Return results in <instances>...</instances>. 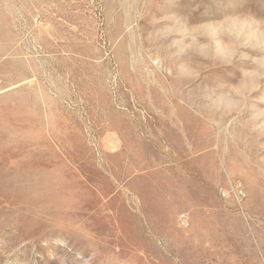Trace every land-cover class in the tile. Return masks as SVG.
Listing matches in <instances>:
<instances>
[{
	"label": "rangeland",
	"instance_id": "obj_1",
	"mask_svg": "<svg viewBox=\"0 0 264 264\" xmlns=\"http://www.w3.org/2000/svg\"><path fill=\"white\" fill-rule=\"evenodd\" d=\"M0 264H264V0H0Z\"/></svg>",
	"mask_w": 264,
	"mask_h": 264
},
{
	"label": "built area",
	"instance_id": "obj_2",
	"mask_svg": "<svg viewBox=\"0 0 264 264\" xmlns=\"http://www.w3.org/2000/svg\"><path fill=\"white\" fill-rule=\"evenodd\" d=\"M232 186V185H231ZM238 186L236 187H231L230 189L237 195V193H239L238 189H237Z\"/></svg>",
	"mask_w": 264,
	"mask_h": 264
}]
</instances>
